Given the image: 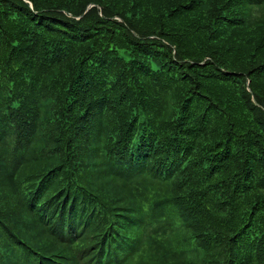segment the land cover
Segmentation results:
<instances>
[{
    "label": "trees",
    "instance_id": "16d2710c",
    "mask_svg": "<svg viewBox=\"0 0 264 264\" xmlns=\"http://www.w3.org/2000/svg\"><path fill=\"white\" fill-rule=\"evenodd\" d=\"M0 264H264V0H0Z\"/></svg>",
    "mask_w": 264,
    "mask_h": 264
}]
</instances>
